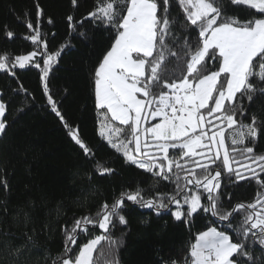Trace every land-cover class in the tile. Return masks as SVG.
I'll return each mask as SVG.
<instances>
[{
	"label": "snow or ice",
	"instance_id": "obj_1",
	"mask_svg": "<svg viewBox=\"0 0 264 264\" xmlns=\"http://www.w3.org/2000/svg\"><path fill=\"white\" fill-rule=\"evenodd\" d=\"M70 2L78 6V0ZM230 3L247 10V17L241 20L227 15L223 0H178L185 34V58L176 65L179 76L169 73V57L181 58V52L168 42L174 25L180 22L171 17L170 0H97L88 12L84 19L115 30L114 43L93 76L98 134L125 163L169 181L175 188L170 195L149 199L140 189L122 192L111 204L103 203L95 218H76L64 227L63 253L52 264H97L95 254L104 255V244L109 252L117 248L120 241L109 233L116 222L127 224L121 214L126 201L152 209L157 216L170 212L183 223L191 224L197 214L205 213L215 218L213 223L219 220L234 225L235 237L217 227L200 232L191 245L190 261L185 258L183 264H250L249 242L264 248V155L254 154V147L249 146L264 129V118L253 115L249 122L244 119L248 111L244 102L250 104L257 94L264 95V0ZM42 14L37 6V15ZM67 21L72 28L83 23H74L72 15ZM27 27L31 34L25 39L36 50L14 59L0 55V71L15 75L17 67L40 69L51 110L65 123L81 154L90 159L95 155L93 149L77 128L67 124L49 94L47 78L63 49L49 52L38 25L29 22ZM13 35L6 32L9 39ZM191 36L194 44L188 39ZM38 56L43 57L42 65ZM209 62L216 64V70H209ZM5 112L6 105L0 102V134L6 129ZM95 163L100 175L114 171ZM222 177L234 184L254 180L259 191L253 202L227 206L222 199ZM0 187L7 190L6 179H0ZM29 219L26 213L25 220ZM94 228L101 234L91 236ZM82 233L91 238L77 247ZM73 247L77 250L70 255ZM26 251V243L0 245V252L8 257L5 264H27ZM107 264L119 262L113 258Z\"/></svg>",
	"mask_w": 264,
	"mask_h": 264
},
{
	"label": "trees",
	"instance_id": "obj_2",
	"mask_svg": "<svg viewBox=\"0 0 264 264\" xmlns=\"http://www.w3.org/2000/svg\"><path fill=\"white\" fill-rule=\"evenodd\" d=\"M96 2L78 0V6L73 7L70 0H0V55L14 59L36 50L25 39L31 34L29 22L34 27L38 25L49 52L63 49L47 78L49 94L67 124L79 130L95 153L86 159L71 140L65 123L51 110L40 69L31 65L24 69L17 67L13 70L15 75L0 71V102L6 105L3 117L6 129L0 134V179L8 183L7 190L0 187V245L6 241L26 243L27 264H52L58 260L64 249V227L71 226L76 218H95L98 208L105 202L111 204L120 193L140 189L149 199L158 194L170 195L175 188L171 182L125 163L123 156L107 146L98 134L93 76L99 61L114 43L115 30L84 19ZM37 6L43 11L40 16ZM223 6L229 16L243 20L248 15L247 10L232 5L230 0H223ZM169 12L180 21L168 38L169 47L181 52L180 60L169 57L172 61L169 73L179 76L176 65L185 58L182 52L185 34L178 0H170ZM68 15L74 17V23H83L69 27ZM7 31L14 33L11 39L6 36ZM188 39L194 44V36ZM36 59L42 65L43 57ZM208 67L210 71L216 70L214 62H209ZM244 105L248 110L245 122L253 115L264 118V95L257 94L250 104L245 101ZM249 146L254 147V154L264 155V129ZM96 161L114 171L100 175ZM222 180V199L229 207L253 202L259 191L254 180L238 184L229 183L224 177ZM169 207L175 210L174 205ZM26 213L30 218L27 221ZM121 214L127 224L116 222L109 233L120 244L111 252L104 244L101 249L104 255L95 254L97 264H107L113 258L119 264H170L172 260L183 264L185 258L190 261L195 237L208 227L236 235L234 225L219 220L213 223L215 218L205 213L197 214L188 224L176 221L170 212L157 216L152 209L126 201ZM25 233L31 236L30 241ZM97 234H101L98 228L91 229V236ZM91 236L82 233L77 238V247ZM76 250L73 247L70 255ZM249 250L253 257L250 264H264V248L250 241ZM7 259L0 252V264Z\"/></svg>",
	"mask_w": 264,
	"mask_h": 264
},
{
	"label": "rangeland",
	"instance_id": "obj_3",
	"mask_svg": "<svg viewBox=\"0 0 264 264\" xmlns=\"http://www.w3.org/2000/svg\"><path fill=\"white\" fill-rule=\"evenodd\" d=\"M113 123H115V122H113ZM153 123H155V121H153ZM120 127H123V126H120Z\"/></svg>",
	"mask_w": 264,
	"mask_h": 264
}]
</instances>
